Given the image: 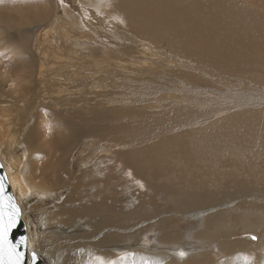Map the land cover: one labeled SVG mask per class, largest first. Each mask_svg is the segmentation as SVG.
Here are the masks:
<instances>
[{
    "label": "bare ground",
    "instance_id": "obj_1",
    "mask_svg": "<svg viewBox=\"0 0 264 264\" xmlns=\"http://www.w3.org/2000/svg\"><path fill=\"white\" fill-rule=\"evenodd\" d=\"M75 1L85 5L88 3L87 0ZM105 4L111 11L107 14L127 22V27L116 28L119 33L126 30L124 34L128 41L123 42L122 46L127 45L129 50L138 48L140 55L137 57L129 51L130 57L118 65V68H121V71H118L121 82L113 86V95L105 96L110 105L100 109L95 108L98 114L96 117H102L105 121L93 127L94 135L100 138L92 145L93 156L86 157L84 162L83 159L80 160L83 166L87 167L86 170L82 168V172L71 171L73 179L67 178L68 175L65 174L70 172L64 165L66 159L68 165L72 163L75 165L76 161H79V158H76L79 155L74 157L73 152L78 147L71 149L75 142L71 139L77 136L78 125H75L76 122L69 112V115L63 114V120L57 121L56 125L55 119L51 122V138L44 137V134L50 133L48 121L55 114L49 108L42 109L38 120L36 117H31V112L29 120L19 119L21 123L19 122L16 131L10 136L18 162L12 158L11 162H3V165L12 191L18 190L21 203L25 207L39 199L35 194L36 191L47 193L41 198L47 220L24 210L30 215L25 216L29 224L24 220L32 236L31 243L29 242L30 250L28 249L29 258L31 252L41 259L44 258L42 253L47 247V237L60 236L64 238L65 245L77 247L82 244L83 248L79 249L90 251L91 243L94 248L82 263L74 260L76 264H163L164 262L178 264L177 259L184 261L185 264H213L208 255L211 248L209 251L200 250L191 255L184 254L177 257L171 253H152L143 243L135 244L132 232L142 227L141 224L145 225L147 220L134 216L144 215L146 210L143 209L144 211L138 213L134 205L135 210L125 211L128 208L125 202L129 196H117L115 190L112 191L110 187L106 189L108 184L101 185L100 180L92 175L91 168L96 169L101 164V155L94 154L105 146L112 154L115 150L125 153L127 161L138 170L140 177H146L149 182L165 181L170 186L178 187L175 190L183 196L198 197L200 195L197 193L212 185L222 191H229L231 188L228 184L231 183L235 191L237 187L244 186L243 179L249 189H264V149L262 153L255 151L258 144L264 147V0H105ZM52 5L49 0H0V23L4 27L21 29L28 34L32 32V27L29 25L52 15ZM63 7L67 12L71 10V6L67 4ZM55 33L52 35L55 36ZM45 36L47 37L48 34L46 33ZM56 36L59 41L56 37L54 39L52 37V40L49 38L50 49L55 48L56 45H62L66 50L67 47L72 48L67 46L59 35ZM26 43L25 37L22 38L12 47L14 52H27L28 43ZM84 43L87 44V40ZM17 59L21 60L20 64L5 65V68L0 65V100L3 96H10L12 92L19 94L27 92L36 83V87L39 84L42 87L47 86L43 90L45 103L56 106L55 104L60 102L58 100L60 95L55 98L56 95H52L54 91L48 89L54 87L52 80L57 78L52 76L45 82V78L50 77L49 68L45 67L46 63L38 64L24 57ZM18 74L21 79L15 81ZM147 74L152 79H146ZM139 78L141 80H138ZM163 78L165 81H162ZM37 79L43 80L39 82ZM6 81H11L15 87L11 85L14 88L6 91L2 87L4 82L8 83ZM68 82H57V84L70 89ZM179 86L183 89H178ZM79 92L67 94L69 98H73L80 96ZM95 92L98 91L94 90ZM235 92L245 97L240 100H237L238 98L225 100L223 96L217 95ZM254 95L258 96L257 99L247 98ZM86 97H90V93ZM8 100L5 98L2 103L9 105ZM18 102L16 104L20 105ZM11 103L15 104L13 101ZM20 107H25L26 111L30 110L25 103ZM59 112L61 113V110H56L57 119ZM90 121L92 123V120ZM32 125H36L38 130H41V139H37L34 126L30 128ZM39 139L43 140L49 151L55 153L59 150L60 154L54 162L51 160L50 164L45 165V168L43 165L46 158L43 157L37 160L36 165L34 164L35 172L33 169L26 172L29 166L26 163H24L26 164L24 172H17L14 167L23 164L28 158V153L22 150H34L42 154L43 148ZM85 140L86 138L81 140L79 145L83 146ZM227 149L231 152L224 155L223 152ZM246 150L248 152H245ZM68 152L69 156H67ZM174 166L178 167L179 172L173 170ZM159 175L161 178L158 177ZM183 180H187V183L184 187H180ZM64 185L68 187L66 195L58 191ZM75 186H79L80 190ZM73 188L76 190H72ZM55 194L57 195L54 196ZM49 195V199L52 200L48 202L46 197ZM75 195L79 198L76 197L77 200L71 202V198ZM218 195L217 190L211 192L213 198ZM209 201L215 203L214 200ZM252 202L254 203L222 206L221 211L203 219L201 228L192 234L202 243L198 248L207 247L206 243L215 242L218 255L220 251H229L232 254V250L241 255L247 252L245 255H249L248 247L241 242H232L230 236L234 232L249 228L260 230L264 226V204H257V200ZM81 214V219L76 223L77 219L74 217ZM125 216H133L134 219L141 221L132 227H130L132 224H128L129 227H118L117 224H121L117 223L119 220L114 219ZM200 217L203 218L204 214ZM90 229L96 231L99 229V232L90 234ZM176 235L177 233L172 232L171 238L175 240ZM145 239L146 237L143 240ZM159 243L162 246L166 245L161 239ZM260 244L264 252V236L258 246ZM116 251L120 252V255ZM69 257H72L71 254ZM231 257L223 260L224 264H229L230 259H233ZM64 261V264H68L66 257ZM56 263L61 262L56 260Z\"/></svg>",
    "mask_w": 264,
    "mask_h": 264
},
{
    "label": "rangeland",
    "instance_id": "obj_2",
    "mask_svg": "<svg viewBox=\"0 0 264 264\" xmlns=\"http://www.w3.org/2000/svg\"><path fill=\"white\" fill-rule=\"evenodd\" d=\"M49 1L51 4H53L51 7L53 11L52 15H50L47 19L43 21L33 23V25H29L32 27L31 28L32 32H29L28 34L24 33L21 29L17 30V29L10 28V27L9 28L4 27L0 23V46H1L0 47V55H1L0 65L5 68V65L9 66V65H14V64H20L21 60L17 59V57H24V59H29V60L31 59V60L36 61L38 64L46 63L47 66L45 65V67L49 68L48 74H50V77L48 76L47 77L48 79L45 78L46 79L45 82L49 80V78H51L52 76H54V78H57V79L52 80L54 87L48 90L54 91L52 92V95L53 96L56 95L54 96L55 98L56 97L58 98L59 95L62 97L61 98L59 96L58 100H60V102L55 104L57 108L61 110V113L60 112L59 113L60 115L61 114L62 115L61 116L59 115L57 119L56 110L58 109L56 108V106H53V104L45 103L46 100L43 97L45 96V92L43 90L47 86L42 87V86H39L40 85L39 84L36 87V83H35L32 89L27 92L24 91V93L22 94L12 92L10 93L11 94L10 96H7V97L3 96L2 98L3 100L2 99L0 100L1 101L0 102V144H1L0 145V161L3 164V162L9 163L13 159L16 160L15 158L16 151H15L13 142L10 141V136L14 131H16V127L19 126V122L21 123V120H22L21 118H24L25 120L27 119L29 120L30 119L29 113L31 112L32 113L31 117H36L38 120V115L39 113H41L42 109L44 110L46 108H49L53 113L55 112V114H53L51 119L48 121L49 127L51 126V122L54 119H55V125H56L57 121L63 120L62 116L68 114V112L70 115L72 114V119L73 121L76 122V124L75 122L74 124L78 125L77 126V129H78L77 136L75 137V139L73 138L71 139L75 141L74 144L71 146V149L73 150L74 149L73 147H78L73 152L75 154L74 157L76 155H79V157H76V158H79L78 159L79 161H76L75 165L73 163L72 165L71 164L68 165L66 164L67 162V159H66L64 165L66 169L69 170L70 172L71 171L75 172L73 170H77V171L79 170V172H82V168L83 170H86L87 167L83 166L84 164L80 160L83 159V162H84L86 157H92L94 153L92 152V147H93L92 145L100 140V138L94 135L93 127H95L97 123H103L101 121H105V119L102 117H98V118L96 117L98 114L95 108L100 109L102 107L110 105L109 103H107L105 96L113 95V92H112L114 90L113 86L115 85V83L121 82V80H119L118 78L121 76L118 73V71H121V68H118V65L121 62H125L127 58L130 57L128 56L129 51H131L130 52L131 54H136L137 57L140 55V52L138 48L129 50L127 49V45L122 46L123 42L128 41V38H126V35L124 34L126 30L123 33H119L116 30V28L118 26L127 27L126 26L127 22L117 19L111 16L110 14H107L108 12H111V11L109 7H107V5L105 4V0H101V1L100 0L98 1L97 0H87L88 3L86 5L82 2H78L75 0H49ZM64 4L71 6V10L69 12H67L66 9H64L63 7ZM70 15H73L74 17ZM68 21L71 23H68ZM46 33L48 34L47 37L45 36ZM54 33H55V36L52 35ZM56 34L59 35V37L63 39L64 43L67 46L72 47V48L69 49L67 47V50H66V47L62 45H56V46L54 45L57 50H55V48L50 49L48 41L50 39L52 40V37L53 39L54 37L58 39ZM23 35L25 37V43L26 42L28 43V44L26 43L28 45L27 52L25 53H20L19 51L14 52V48L12 47L14 46V44L18 43L22 38H24L22 37ZM86 40H87V44L85 43L83 44V42H85ZM59 49H65V50L59 51ZM5 53L6 54L8 53V54L6 55ZM28 53L30 54V56H28L30 58L26 56ZM10 56H12L14 59ZM61 66H63V68ZM114 70L116 72H114ZM18 75L16 76L15 81H19L21 79V76L19 75L18 77ZM147 78L152 79V77L150 75L148 76V74L146 75V79ZM42 80L43 79H40V81ZM60 80H63L62 82L70 81L68 82L69 83L68 86H71V88L69 89V88H66V87H63L57 84V82L62 83ZM138 80H141V79L139 78ZM163 80L165 81L164 78L162 79V81ZM37 81L39 80L37 79ZM6 82L8 83L4 82L2 87H4L6 91H9V89H11L14 85L11 84V81L10 82L6 81ZM156 82H158V78H156ZM47 85H50V84H47ZM92 86L95 88L93 89ZM177 88L183 89V87L181 86ZM94 90L98 92L94 93ZM69 91L71 93L75 91V94L76 92L80 91L79 93L81 95L77 97L69 98L68 97V94L70 93ZM90 91H93L92 93L94 94H92ZM25 93L28 95H25ZM89 93H90V97H86L87 94ZM12 94H15V95H12ZM95 94H98V95H95ZM100 95L101 96L104 95V96L101 97ZM217 95L223 96L225 100H230V99L236 100L237 98H238L237 100H240L243 97H245L239 92L230 93V94L224 93L221 95L220 94H217ZM233 96H235L236 98ZM257 97H258L257 95H254V96H249L247 98L257 99ZM5 98L6 100L10 99L8 100L10 101L8 102L9 105L2 103L5 101ZM25 99H26V102H25ZM61 99H63V101ZM73 99H78V100L74 101ZM56 100L57 99H55V101ZM11 101L15 102V104L11 103ZM16 102H18L22 106L24 105V103L28 104L30 110L26 111L25 107H20V105L16 104ZM27 116L28 118H26ZM90 120H92V123H90L91 122ZM33 126L34 125H32L30 128H32ZM54 127H53V130H54ZM34 128H35V132L37 133V139L38 138L41 139V133H42L41 130H38V127L36 125L34 126ZM33 134H34V131H33ZM51 136H52V132H51V127H50V133L44 134V137L48 139V138H51ZM85 138H86L85 144L83 146L79 145L80 141L84 140ZM40 139H39V142L41 143V146L43 148L41 152L42 154L40 155V152H37L34 150H30V151H26V149L22 150L28 153L27 154L28 158L25 162H23V164L19 165L18 167H14V169L17 172L23 173L24 166H26V164L29 165L27 167L26 172L31 171L34 167V164L35 165L37 164V160L43 157L46 158L44 161L45 163L43 165L44 166L43 168L46 167L45 165L50 164L51 160L53 162L56 160L57 156L60 154V151L57 150L56 151L57 153L49 151L48 147L44 144V142H42L43 140L41 141ZM87 142H90L91 144L90 143L88 144ZM102 147L99 148L102 152L99 151V152H95L94 154L97 156L101 155L100 159L102 161H101V164L96 169H94V167L91 168L92 175L96 176L98 178V181L100 180L99 183L101 185L108 184L106 185L107 187L105 188L107 189L108 187H110L112 191L115 190V194L117 196L119 195L122 197L123 195L124 197H126L127 195L129 196V198L125 202L126 206H128V208L125 211L135 210L134 205L136 206V211L138 210L137 211L138 213L139 211L146 210L144 211L146 214L144 213V215L134 216V218L143 217V219L147 220L145 225L141 224L140 226L142 227L137 228L136 231L132 232L134 233L133 234L134 237H132V239L135 244L143 243L144 245L148 246L149 251H151L152 253H159V254H166V253L170 254L171 253L173 254V256H177V257H180L179 256L180 253H184L186 256V254L191 255L194 252L200 251V250L209 251V248H211L210 252H208V255H209L210 261L213 264H217V263L224 264L223 260L225 259L227 260V258L229 259L232 255L233 257L231 258L233 259H230L231 262L229 264H236V263L237 264H264V252L262 249V244L258 246V244L260 243V240L264 236V226L260 230L256 228H249V229H245V231L234 232V234L230 236L232 238L231 239L232 242L244 243L249 249V253H250V254L248 253L249 255H245L247 254V252H243V255H241L239 252H235L234 250H232L233 252L232 254H230L229 251H224V252L220 251V254L218 255L219 251H217L216 250L217 248H215L216 246L215 242L206 243L207 247L202 246L201 248H198V246H200L202 243H200V240L194 238L192 235L194 231L201 228L200 226H201V222L203 219L210 217L214 215L215 213L221 211L223 209L222 206H233L236 204H243V203L252 204L254 203L252 201H256V200H257L256 202L257 204L259 203L264 204V189H260V188H250L249 189L245 185V180L243 179L244 186L237 187L235 191H233L234 186H233V183H231V184H228L231 188V190L229 191H222L219 188L212 185V186L207 187L205 190L197 193L200 195L198 197L192 198V196H183L182 194L176 191L178 187L170 186L169 184L165 183V181L157 182L155 180L153 182H149L146 177H140V175H138L137 173L138 170H135L134 167L131 166L129 162L127 161L125 153H120L115 150L114 153L112 154L111 152H109L107 148H105V146H102ZM262 149H264V147L260 146L259 144L255 147V151L257 153H262L263 152ZM5 150H7V152ZM230 152L231 151L227 149L223 152V154L226 155ZM245 152H248V151L246 150ZM49 153H53V154L49 155ZM10 154H12L13 156H11ZM69 154L70 153L68 152L67 156H69ZM49 157H50V160H48ZM8 158L10 159V161ZM16 162L18 161L16 160ZM73 167H75V169H73ZM47 169L49 170L48 167ZM101 170L102 172L100 173ZM151 170L152 169H150V172L153 173V170L152 171ZM173 170H175L176 172H179L178 167L176 166H174ZM70 172H66L65 174L68 175L67 178L73 179V176H71L72 172L71 173ZM171 172L173 171L171 170ZM158 177L161 178L160 175ZM75 181L76 180H74V182ZM186 183H187V180L181 181L180 187L181 186L184 187ZM66 185H69V184H66ZM66 185L58 189V191L64 192L65 193L64 195H66L68 192V187H65ZM75 187L76 189L80 190L79 186H75ZM64 188H67V189L64 190ZM76 189L73 188L72 190H76ZM78 190H77V194L79 192ZM213 190H217L219 192V195L216 198H213L211 196V192ZM13 192L21 208V213H22L21 215L23 217V220H25L27 224H29V221L25 216L29 217L30 215H28L29 213H26L25 211H29L32 214L43 217L45 220H47L45 218V216L47 217V215L43 212V208H42L43 201L41 199L44 195L47 194L46 192L36 191L35 194L39 196V199H37L36 201L30 202V205L26 207L25 205H23V203H21L22 199L18 195L19 193L18 190L13 189ZM56 195L57 194H55L54 196ZM49 197L50 195L46 197L48 202L52 200V199H49ZM76 197L79 198L78 196L75 195L71 198L72 200L71 202H75L77 200ZM128 200H129V203H127ZM209 200H214L215 203ZM42 212L44 214H42ZM201 214H204L203 218L200 217ZM81 216L82 214L80 216L74 217V219H77L76 223L79 222V220L81 219ZM134 218L133 216H127V217L125 216L121 219H114V220H119V222L117 221V223H120L121 225L117 224V226L118 227L120 226L122 228L125 226L129 227L128 224H132L130 226L132 227L138 221H141L140 219H134ZM73 223H75V221H73ZM27 224H26V227L28 230L27 231L28 249L30 250V245H31L30 243H31L32 236L30 235L29 227ZM109 224H112V223H109ZM80 228L83 229V227H80ZM98 230L96 231V230L90 229L89 232L90 234H93L95 232L98 233L99 232ZM246 230H249V231H246ZM172 232L177 233L175 240L171 238ZM144 237H146L145 240H143ZM253 237H255V239H253ZM160 239L164 241V244H166L165 246L160 245L161 244L159 243ZM63 241H64V238L60 236L55 237V238H52L50 236L47 237V240H46L47 249L45 248V252L43 251L42 253L44 256V258L42 257V259L43 261L45 260L44 262L46 264L47 263L48 264H64L63 262H65L64 261L65 257L68 260V264L69 263L76 264V261L74 260H78L79 263H82V260L84 261V258L86 256L89 257L90 254L94 251V248L91 246V243L89 244L90 251H86L85 249L84 250L79 249V248H83L82 244L77 245V247H72L67 244L65 245ZM250 247H253V248H250ZM256 250L259 251V253ZM116 253L120 255V252L116 251ZM124 253H125V250H124ZM253 253L255 254V256ZM256 253H258L257 256H256ZM70 254L72 257L68 258ZM245 257L248 259V260L246 259L247 261L245 260ZM256 257H258L257 260H256ZM56 260H59L61 263H56ZM171 260L174 263H176L173 259ZM177 261H179L177 262L178 264H185L184 261H181L179 259H177ZM105 264H109V263H105ZM163 264H169V262H164Z\"/></svg>",
    "mask_w": 264,
    "mask_h": 264
},
{
    "label": "water",
    "instance_id": "obj_3",
    "mask_svg": "<svg viewBox=\"0 0 264 264\" xmlns=\"http://www.w3.org/2000/svg\"><path fill=\"white\" fill-rule=\"evenodd\" d=\"M0 186H2V191H0V226L6 225L12 218L16 219L15 225L8 230L6 242L2 244L0 264H8L10 258L15 260L17 257L19 264H45L33 252L30 253L31 258H29L26 223L23 220L21 208L13 194L7 172L1 161Z\"/></svg>",
    "mask_w": 264,
    "mask_h": 264
},
{
    "label": "snow or ice",
    "instance_id": "obj_4",
    "mask_svg": "<svg viewBox=\"0 0 264 264\" xmlns=\"http://www.w3.org/2000/svg\"><path fill=\"white\" fill-rule=\"evenodd\" d=\"M0 191H2V186H0ZM18 214V213H17ZM16 223V219L12 218L6 225L0 226V251H2V244L6 242L7 240V235H8V230L13 227ZM255 239V237H253ZM14 254V253H13ZM181 256L184 255V253H180ZM35 258V257H34ZM2 259V257H0ZM8 264H19V259L18 257L15 260H12L10 258Z\"/></svg>",
    "mask_w": 264,
    "mask_h": 264
}]
</instances>
